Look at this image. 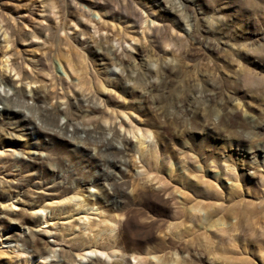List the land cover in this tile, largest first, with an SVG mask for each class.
I'll use <instances>...</instances> for the list:
<instances>
[{
  "label": "rangeland",
  "instance_id": "obj_1",
  "mask_svg": "<svg viewBox=\"0 0 264 264\" xmlns=\"http://www.w3.org/2000/svg\"><path fill=\"white\" fill-rule=\"evenodd\" d=\"M0 39V72L7 77L1 94H12L13 84L26 93L48 89V101L63 109L67 99L89 94L99 107L79 112L78 124L112 125L127 136L128 162L116 173L128 178V196L135 181H147L150 194L165 202L163 214H172L184 185L188 206L203 218L211 200V226L198 230L186 220V233L198 239L184 238L179 249L164 244L151 254L154 262L264 264V0H0ZM106 46L125 58L122 64L98 52ZM166 64L174 72L163 77ZM149 79L156 87L145 94ZM11 120L0 117V264H71L61 262L62 246L79 264L96 256L107 264L121 259L118 247L109 254L75 249L72 241L103 230L105 211L121 213L91 205L97 186L64 187L70 178H100L98 143L88 141L86 149L55 138L36 151L42 134ZM66 122L62 114L58 123ZM203 173L212 183L207 199L186 188ZM134 218L128 244L142 229ZM166 220L165 232L173 219ZM27 232L44 238L48 252L23 248ZM13 233L18 240L8 239ZM141 254L128 251L129 264H139Z\"/></svg>",
  "mask_w": 264,
  "mask_h": 264
},
{
  "label": "bare ground",
  "instance_id": "obj_2",
  "mask_svg": "<svg viewBox=\"0 0 264 264\" xmlns=\"http://www.w3.org/2000/svg\"><path fill=\"white\" fill-rule=\"evenodd\" d=\"M184 7L185 5H183V8ZM106 47V50H98V52L111 54L113 59H115V62L122 64L125 58L123 56H120L116 52V50L111 46ZM166 71H169L171 74L172 72H174V67L168 64L164 65L163 68L160 69L161 74L164 75L163 77L167 76ZM6 82V75L0 72V84ZM155 87L156 83L153 80L149 79L146 82L145 94H150V92H152ZM12 88V94H9L7 92H5L4 94L0 93V103L2 104V109L0 110V117L5 116L14 119L11 120V124L13 123V127H20L21 125L23 129L27 130L32 126V132L42 134V137H44L45 140L39 145L35 144L36 151H38L37 149H40L42 147L45 148L50 146L55 138H61L69 143H74L76 146H82L86 149H88L90 146H88V141L95 142L96 145L98 143L99 145L97 146L99 149L97 150L98 156H95V163L99 170H101V173L99 174L100 178H70L71 181L68 179L69 182L66 183V186L64 187L67 190H73L75 186H80L82 187V189H84L87 185L97 186V192L90 194L91 197L96 196L94 200L96 202H92L93 204L91 205L99 204V208L104 206L105 208L119 210L121 213L112 214L110 213V211H105L107 212V214L105 213L106 215H102V222L106 223L104 227L102 226L103 230L102 228H100L99 231L95 233V237L93 239L91 237H89V239H85L82 236L75 235L72 239L75 249H90L91 251L94 249H100L102 251H108V253L110 254L114 253L112 251L118 247L117 249L121 250L123 256H121V259L119 258L117 260H114L109 264H129L128 259L126 258L128 251H132V253L136 254L146 253L145 256H141L142 254L140 255L139 264H157V262H154L150 256L152 253H156L158 248H162L164 244H173L179 249L180 245L184 241V238L185 241L188 240L186 241L188 243L194 242L198 239V235H191L190 232L186 233V231H189L186 229V220H191L193 226L197 227L198 230L206 229L211 226L215 210L213 204L209 202L211 200H203L209 198L212 193V183L210 181V176L203 173L200 174V176L197 175L198 177L193 180L194 182L189 181L186 184L187 189L189 188L190 191H192L194 194L197 193L196 195H199V197L203 198V201H206L203 206L204 208L201 207L205 211V218H203L202 214L200 216L197 213L195 206H188L187 200L189 197L185 192L184 188L182 189L184 185L181 186V190L179 186L177 187L179 188L181 194V200L179 201V198L177 196H173L176 197L175 199L178 200L179 204L177 205L176 211L172 212V214H163V212H165V206L163 205L165 202H163L162 204V200L160 201V198L153 196V194H150L149 189L151 188V186L149 187L147 181L143 182L141 181V179L135 181V188L133 190L134 193L130 197L128 196L127 191L128 178H123L120 176L119 178H117L116 171L122 169V165L128 162V158H126V156L130 153H128L127 151L130 149L128 146L130 141L128 140L127 136L120 134L116 127L112 125L110 127H105L102 126V124H97L98 122L94 126L78 124L77 114L79 112L93 113L99 107V105L94 101L92 96H90L89 94L81 93L79 94V96L76 97V100L73 102L70 99H67V106L65 109H63L58 104H53L48 101L49 98L53 95V91H50L48 89L37 88L30 91L29 93H26L23 89L16 87L15 84L12 85ZM28 97L33 99V104L29 103ZM25 110H28L30 114L27 115V113H25ZM62 114L67 117V122L65 125H61L58 123V118ZM206 126L208 129H212L209 124H207ZM109 132L112 133V136L108 135ZM209 132L206 131L208 136ZM82 133L86 135L85 138L82 137ZM11 135L14 136V133H11ZM144 139L140 140V146L143 145ZM118 143L124 145V150H118ZM33 154H36V152H34ZM14 155L15 160H19L20 158H22V155ZM153 163H156V156L154 155L149 160V164L153 165ZM170 179L168 184L170 183ZM177 179L178 178H176V183ZM159 182L162 184L161 186L165 189L167 183L161 182L160 179ZM44 184L46 183H43V185ZM48 187L52 188V190L56 188L54 185H50ZM152 201L155 202L153 203ZM20 202H22L21 199ZM134 217L140 219L138 225L140 227L142 226V229H140V233L136 232L137 234H134V238H132L133 240L131 244H128V241H130L128 237L129 233L134 228V224H137L134 223ZM168 217L172 218L173 221L166 225L168 229L165 232L163 231V229H161V226L167 222L166 219ZM108 222H110V225L107 224ZM133 230L135 231V229ZM155 230L159 231V233H161V236L160 234L156 235L154 233ZM44 231L46 232V230ZM28 233L30 232H27V235ZM25 235L21 234V237L23 238L19 240L21 241L22 246H24L23 248L27 247L28 249L29 247H31L32 251L37 252L39 255L48 252V242L44 238H38L33 234H31L30 236ZM186 235H190V237H187ZM15 236L16 233L10 234L8 236V239L14 238V240H18L19 235H17V239ZM183 236H186L187 238ZM98 237H100V239H98ZM155 239H157L158 242H156L155 244H150ZM17 248L19 247L17 246ZM178 249L176 248L177 254H179ZM161 250L162 249H160V251ZM190 252L191 251L188 250V253L192 254ZM58 255L62 263L79 264L74 257V252L72 251V249L66 248L65 246L59 248ZM159 258H162L164 260V255H160ZM87 264L107 263L102 261L99 256H96L89 258L87 260Z\"/></svg>",
  "mask_w": 264,
  "mask_h": 264
}]
</instances>
